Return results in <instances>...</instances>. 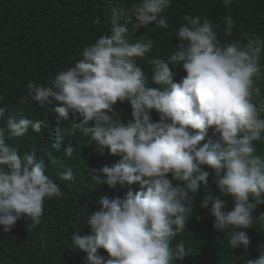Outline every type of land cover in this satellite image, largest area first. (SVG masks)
Listing matches in <instances>:
<instances>
[{
    "label": "clouds",
    "instance_id": "1",
    "mask_svg": "<svg viewBox=\"0 0 264 264\" xmlns=\"http://www.w3.org/2000/svg\"><path fill=\"white\" fill-rule=\"evenodd\" d=\"M172 2L136 0L130 8L112 7L111 35L86 46L81 58L50 83H27L21 104L35 102L45 110L55 104L58 118L72 116L68 133L82 134L101 152L120 157L112 166L92 170L94 180L110 189L140 186L122 198H101L97 210L79 217L82 226L69 238L38 252L36 264H57L68 246L85 253L83 264H183L192 249L177 237L194 215L192 201L202 186L207 194L201 207L211 205L214 230L224 233L231 249L247 252L254 213L264 205V153L257 152V142H264V39L242 32L239 39L222 41L219 23L185 14L174 34L179 43L161 58L154 55L156 41L132 37L141 28L153 33L169 29ZM234 3L222 0L228 13ZM221 22L223 36L231 38L233 16L224 15ZM142 64L151 69L157 87L148 86ZM178 64L186 73L179 83L170 68ZM118 102L130 106L127 123L114 111ZM5 111L0 107L2 248L15 227L41 224L45 201L63 196L47 174L48 165L56 164L53 153L21 154L11 143L29 130L40 133L48 122ZM209 130L216 139L202 143ZM71 153L69 145L66 155ZM57 176L74 180L70 168ZM210 182L218 194L208 191ZM61 214L65 225H72ZM259 220L264 221V214ZM7 262L22 264L17 256ZM246 264H264V245Z\"/></svg>",
    "mask_w": 264,
    "mask_h": 264
},
{
    "label": "trees",
    "instance_id": "2",
    "mask_svg": "<svg viewBox=\"0 0 264 264\" xmlns=\"http://www.w3.org/2000/svg\"><path fill=\"white\" fill-rule=\"evenodd\" d=\"M136 0H0V107H5V113L16 118L26 117L48 122V127L40 133L31 130L25 137L12 141L20 149L21 154L35 150L38 157L45 152H52L56 164H49L47 174L60 185L63 196L60 199L45 201L44 215L41 224L32 228L27 223L24 229H13L5 248L0 245V264H8L7 258L17 256L22 264H36L38 252L69 238L71 233L78 230L79 217L88 216L97 210L99 200L103 197L113 199L123 197L131 188L139 191L140 186L119 185L110 189L106 184H99L93 179L92 170L105 165L112 166L120 157L112 156L107 150H101L89 143V138L69 132V120L58 118L54 112L55 104L48 109H41L33 102L21 104V98L26 95L25 88L29 81L36 84H48L61 70H66L81 58L82 50L95 42L103 34L111 35V25L108 20L112 7L130 8ZM203 15L219 23L217 29L221 40L239 39L246 32L264 39V0H235L228 13L222 6V0H173L167 15L169 29L155 30L139 29L133 39L147 35L156 41L154 55L167 58L171 49H175L179 41L174 37L175 31L183 23V15ZM231 14L236 22L233 36H223L224 15ZM133 22L135 19L133 18ZM139 63V62H138ZM147 75L148 86L157 87L152 83L151 69L142 64ZM174 73V82L179 83L186 75L182 64L170 65ZM114 111L123 123L131 118L128 104L117 103ZM152 119H159L156 113ZM79 122V120H77ZM209 139L215 140L212 130ZM72 146L70 156L66 155L67 147ZM258 154L264 153V142H257ZM46 163H50L46 160ZM73 172L74 180L61 181L57 173ZM208 191L218 194L211 182ZM203 186L192 201L194 215L186 225V230L177 240L183 239L192 249L191 256L186 257L183 264H246L249 259L259 255V248L264 245V221L259 220L264 214V205L258 207L253 216V227L248 230L250 245L245 253L242 248L231 249L222 232L213 228L209 216L211 205L207 209L201 207L206 195ZM231 209L229 204L226 211ZM69 217L72 225H65L63 215ZM44 245V247H42ZM85 253L70 246L60 253L57 264H83Z\"/></svg>",
    "mask_w": 264,
    "mask_h": 264
}]
</instances>
